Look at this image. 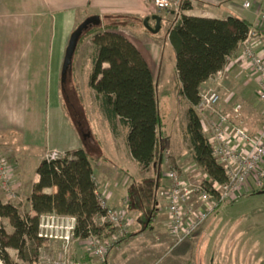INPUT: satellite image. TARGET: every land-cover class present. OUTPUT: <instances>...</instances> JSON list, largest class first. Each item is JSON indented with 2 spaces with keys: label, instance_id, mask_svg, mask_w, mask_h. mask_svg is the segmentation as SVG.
<instances>
[{
  "label": "rangeland",
  "instance_id": "374dc122",
  "mask_svg": "<svg viewBox=\"0 0 264 264\" xmlns=\"http://www.w3.org/2000/svg\"><path fill=\"white\" fill-rule=\"evenodd\" d=\"M24 1L0 0V116L16 115L22 110L21 117L26 132V136H24L21 129L7 126L1 122L2 118H0V155L6 158L13 168L19 198L18 201H15L14 206L19 210L22 217L32 213L29 202L30 188L35 181L39 163L44 159L64 156L66 152L57 147L65 148L74 143L72 134L65 126L63 118L53 109L55 101L58 102L60 108H64V115L76 132L80 148H88L91 153L93 152L94 163L104 157L102 143L114 153L111 156L107 152L108 157H112L114 161L118 157H122L123 165L118 161L121 165L120 171L129 160L125 130L121 129L119 137L113 142L110 124L102 114L96 93L90 87L94 54L91 39L81 45L74 58V81L67 88L69 95L72 96V103H75L72 105L71 112L67 110L64 102L65 94H63L60 78L65 51L71 34L80 24L91 17L89 16L90 12L87 11L84 14L81 11L78 20L74 21V27H70V21L65 18L66 14H59L56 6H51L46 10V7L40 2L41 0H31V3L26 4L23 3ZM171 1L173 3L180 1L178 13H175V10L159 13L169 17L170 13L174 12L176 17H181L182 6L185 1ZM244 1L236 0L235 3L241 6ZM152 2L153 0L150 2L151 6ZM170 23L173 25L175 20ZM155 24L156 22H154ZM66 31L67 34L70 33L69 36H66ZM60 32H64L65 36H61ZM164 32L165 29L160 33L162 39L165 36ZM30 46L36 50L38 47L44 49L42 58L35 59L36 54L34 53L33 59H29L30 65L39 64L37 68L42 74L39 82L41 91L29 89L30 91L25 95L29 96L26 103L28 107L24 109L22 105L10 106L9 102H12L14 98L4 94L5 91L13 93L19 87L15 84L16 80L20 79V72L24 73L25 71V68L18 66L19 63L17 62L20 60L16 51H21L25 47L30 48ZM165 46L162 71L166 72V78H160L159 72H157L155 81L157 103L162 122L159 137L160 153L165 156V161L169 160L168 169H175L172 162L177 165L181 164L184 168L189 169L188 174L191 178H199V175L204 174V170L193 162V151L186 133L189 105L179 95L181 84L176 73V62L170 58V47ZM58 49L61 54L60 58L57 57ZM15 56L14 60L13 57ZM9 61L11 62L10 65L8 64ZM12 62L14 63L12 64ZM21 63L25 65L23 61ZM33 70L34 68H32V72H34ZM228 78H232V76L224 74L218 76L215 82L220 83L221 80ZM230 85L233 87L232 84ZM76 86L77 94L73 92V88ZM211 90L209 88L202 90V96ZM213 90L221 95V88ZM36 96H39V99H35ZM221 97L222 105L224 102L227 107L225 110H232V113L236 109L241 110L244 126L249 130L252 129V125L257 124L262 112L264 114V105L259 103L252 88L249 89V96L221 95ZM233 102L234 105H232ZM197 114L202 119L199 107ZM72 119H74L75 124ZM165 166L161 171L158 167L153 168V166L148 171H138L137 168L132 171L135 178L130 189L132 199L129 200V209L133 211L131 217L135 221V226L142 227L143 231L149 228L154 215L155 197L158 191L157 183H160L165 174ZM123 172L129 173V171ZM253 187L252 185V192L240 198L239 201L219 209L194 238L188 241H193L195 244L191 245L192 259L190 264H264V196H258L264 192V188L253 189ZM1 227L7 235L14 233L10 222L4 218L1 220ZM170 242L168 254H162L158 260L151 264H169L172 262L171 252L180 246L174 248L173 241L170 240ZM80 243H76L72 250L75 260L83 258L85 254V246L79 245ZM37 246H39L38 256H32V261L28 262L19 259V253L16 250L8 249L6 253L13 263L39 264L40 252L53 258L64 250L60 240H43L42 244Z\"/></svg>",
  "mask_w": 264,
  "mask_h": 264
},
{
  "label": "trees",
  "instance_id": "16d2710c",
  "mask_svg": "<svg viewBox=\"0 0 264 264\" xmlns=\"http://www.w3.org/2000/svg\"><path fill=\"white\" fill-rule=\"evenodd\" d=\"M190 8L191 4L184 2L182 10ZM135 24L147 31L140 18L106 16L100 26L89 29L82 36L77 51L85 41L92 39L94 54L90 87L114 131L117 123L129 130L127 147L130 154L147 171L154 164L158 167L161 161L159 137L162 122L150 65L141 52L118 32ZM250 27L251 23L236 16L220 20L182 15L169 34L181 84L179 95L189 105L186 133L193 159L212 181L219 184L226 183V176L212 156L202 119L197 114L201 87L224 70L228 59L237 54L246 40ZM73 73L72 68L61 82L69 112L75 104L67 89L74 81ZM73 90L77 94V86ZM92 153L90 149L82 148L40 163L37 169L40 180L29 198L33 215L22 217L13 205L0 206V216L8 220L14 230L12 235L2 231L4 248L16 250L23 261H32V256L37 257L39 253L37 245L43 241L39 238L40 220L47 215L76 218L75 238L81 240L90 235L107 238L114 233L112 226L95 223L105 211L97 196ZM172 166L179 168L173 162ZM51 189L56 192L46 193ZM5 258L7 264H17L11 262L7 253Z\"/></svg>",
  "mask_w": 264,
  "mask_h": 264
},
{
  "label": "built area",
  "instance_id": "2783aa9c",
  "mask_svg": "<svg viewBox=\"0 0 264 264\" xmlns=\"http://www.w3.org/2000/svg\"><path fill=\"white\" fill-rule=\"evenodd\" d=\"M179 4L180 1L173 3L171 0H153V14L174 10L178 13ZM243 7L252 10V3L246 2ZM262 44L264 11L251 24L248 36L240 47V53L230 57L226 67L218 75L223 76L227 70L237 65L251 76L254 74L258 83L257 99L264 105V54L258 51ZM199 109L212 156L223 169L226 183L219 184L207 177L191 178L180 168L168 171V185L160 190L159 198L165 203L168 233L174 248L194 238L219 209L251 193L252 185L253 189L264 188V124L257 134H252L244 126L240 109L229 114L223 110L222 97L217 91H210L203 96L201 94ZM97 196L105 213L95 223L99 226H112L114 233L107 238L90 235L81 240L75 238L76 218L42 216L39 238L60 240L64 250L53 258L40 252L39 264H109L111 252L119 249L131 235L132 223L127 209L111 208L106 194L97 191ZM18 199L13 168L0 155V206H14ZM1 220L0 216V264H7L5 254L8 249L3 246ZM79 242V245L85 246V254L83 258L75 260L72 250Z\"/></svg>",
  "mask_w": 264,
  "mask_h": 264
},
{
  "label": "crops",
  "instance_id": "0c3cea01",
  "mask_svg": "<svg viewBox=\"0 0 264 264\" xmlns=\"http://www.w3.org/2000/svg\"><path fill=\"white\" fill-rule=\"evenodd\" d=\"M183 1L191 4V8L189 10L186 11L182 10V15L189 17L226 20L229 17L236 16L241 19L247 20L249 23L253 24L258 20L260 12L264 11V0H245L243 2V5L246 2L252 3V10H246L244 9L243 5L241 6L237 5L235 3L236 0H183ZM40 2L42 3V5L46 7V10L51 6H56L59 14L65 13L66 14L65 18H67L70 21V27L71 26L74 27V21L78 20V16L80 15L81 11L84 14L87 11L90 12L89 16L91 17L100 16L102 19V23L104 22L106 16L136 17L144 21V19L148 17L157 15V14H152L153 9L150 4L151 0H41ZM23 3L24 4L31 3V0H25ZM158 14L159 16L162 17V29L160 33H162V31L165 29L164 32L165 36L163 39L161 38L160 33L157 35H153L141 29L138 26V24L131 25L126 28H122L118 31L141 52L143 57L150 65L155 81L157 78V72H159L158 75L160 78L162 79L166 78V72L162 71L163 62L165 58L164 57L165 55L164 52L166 49L165 45H168L170 47L169 48L170 58L171 60H175L176 62L175 53L169 41V34L173 29V27L175 26V24L178 22V19L180 18V17H176V14L174 12H171L169 17H166L162 13H158ZM172 20H175V23L173 25H171L170 23ZM150 25L152 27L155 26L153 21H150ZM57 35H59V33H57ZM60 35L65 36V33L60 32ZM69 35L70 33L68 32L67 34L66 31V36ZM240 50L241 48L239 49L236 55L240 53ZM258 51L264 54V44L258 47ZM16 53L18 59L21 62L23 61L25 63V65H23V63L19 61L17 62L19 63L18 66L20 68L23 67V69L25 68L24 69L25 71L24 73L20 72V76H19L20 79L16 80L17 82L15 84L19 85V87H17V89H15L13 93L11 92L8 93L5 91L4 95H8L14 98L12 102H9L10 106L22 105L24 106V109H26L28 107L26 103L28 102L27 98L29 96H25V95H27V93L30 91L29 89H35L38 92L41 91V89L39 88L41 87L39 82L42 76V74L39 72L37 68L39 64L30 65L29 59L30 58L33 59L34 53L36 54V56H34L35 59L42 58L41 55L44 53V49L42 47H38L36 50L32 46H30V48L25 47L21 51L18 52L16 51ZM65 55H66V51H65ZM58 56L59 58L61 56L59 49L57 50V57ZM13 58L15 60L16 56ZM11 61H13V59H11ZM10 63L11 62L9 61L8 64L10 65ZM13 63L14 62H12V64ZM32 68H34L33 70L34 72H32ZM228 74L231 75L232 78H228L226 80L223 79L221 80L220 83L215 82V79L219 75L207 81L202 85L201 92L206 88L212 89L211 91H216L213 90L215 88H221L222 96H249V89L252 88L254 95L257 96L258 83H257V77L254 74H252L251 76L248 72L243 71L240 65H237L236 67L227 70L225 75L228 76ZM230 84H232L233 87H230L231 86ZM35 99H39V96H36ZM234 104L235 103L233 102L232 105ZM222 108L224 111H228L232 113V110L231 111L225 110V108L227 107L224 104V102ZM53 109L56 110V113H58L63 118L64 124L67 127L68 131L71 132L73 137L72 139L74 141V143L68 147L65 148L57 147V148L66 153L82 149L79 146V142L77 140L75 130L70 126L69 122H67L66 120V117L63 112L64 108L63 109L60 108L58 102L55 101L53 105ZM21 113L22 110L17 112V114L15 113L16 115H10V116L3 115L0 116V118H2L1 122L7 124V126H14L17 129H21L23 131L24 136H26ZM263 124H264V115L262 112L260 118H258L257 124L255 126L252 125V129H250L252 134H257V132L260 130ZM109 126L111 127L113 142H115L117 140L116 138L119 137L120 130L121 129L125 130L124 132L125 141L127 145V136L129 130L121 126L119 123H117L116 131H114L111 125ZM102 146L104 151L103 159L102 160L100 159V161H97L95 163L93 162L94 178L97 185V191L100 194L107 195L108 205L111 208L127 209L128 218L132 223L131 235L121 244L119 249H115L111 252L109 256V264H151L152 262L158 260L162 254L163 255L168 254V251L171 246L170 237L168 233V216H167L166 208L164 207L165 203L159 198L160 190L168 185L167 173L170 169H168L167 164L169 163V160L167 159L165 161V156H161V161L158 166V169L159 171H161L163 169V166L166 165L164 168L165 174L163 175V178L160 181V183H157L158 191L155 197L156 207L154 209L155 210L154 215L150 221L149 228L143 231L142 227L135 226V221L131 217L133 211L129 209L130 208L129 200L132 199L131 197L132 194L130 192V189L132 186L133 179L135 178V175L132 174V171L133 169L136 168L138 169V171L141 170L144 171V170L132 158L129 151L128 154L129 160L127 161L129 163V166L128 163L125 164L122 171H120L121 170L120 167L121 165H123L122 157L120 158L118 157V159L114 161L112 157L110 158L107 155V152H109V154L112 156L113 151L107 149L108 147L106 148L105 147L106 145H103V143ZM118 161L121 162V165L118 163ZM152 166L153 168H157V165L155 164ZM178 166L183 173L189 175L188 168H184L181 164H178ZM123 171H129V173L125 174V172ZM199 176L202 178H206V177L210 178L205 171L203 175L201 174ZM39 180H40L39 176L36 175L35 181L31 185L32 189L30 188L31 190L30 196L33 192L34 186L39 183ZM54 192H56V189H51L46 191V193L48 194ZM258 196H264V194H260ZM131 205L133 207L132 203ZM31 215H33V213H31ZM12 233H9V235H12ZM191 245H195L193 241L188 242L180 246L173 252H171L170 256L172 262H170L169 264H190V260L192 259Z\"/></svg>",
  "mask_w": 264,
  "mask_h": 264
},
{
  "label": "water",
  "instance_id": "95a60500",
  "mask_svg": "<svg viewBox=\"0 0 264 264\" xmlns=\"http://www.w3.org/2000/svg\"><path fill=\"white\" fill-rule=\"evenodd\" d=\"M150 21L156 22L154 27L150 25ZM101 24H102V19L100 16H92L86 19L82 24H80L78 28L72 33L66 50L65 60L63 63L62 74H61L62 82L65 81L66 76L73 68L74 58L76 55L78 43L82 38V36L89 29L93 27H98ZM144 27L149 33L153 35L159 34L162 29V17L159 15H154L152 17H148L144 19ZM261 194H264V192H262Z\"/></svg>",
  "mask_w": 264,
  "mask_h": 264
}]
</instances>
